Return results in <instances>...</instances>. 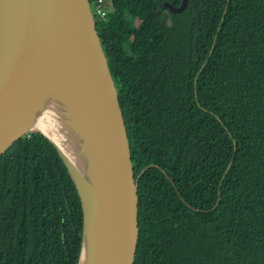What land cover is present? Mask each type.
Wrapping results in <instances>:
<instances>
[{"label": "trees", "instance_id": "obj_1", "mask_svg": "<svg viewBox=\"0 0 264 264\" xmlns=\"http://www.w3.org/2000/svg\"><path fill=\"white\" fill-rule=\"evenodd\" d=\"M110 1L97 30L139 176L134 264H264V0ZM82 233L56 148L22 136L0 158V264H78Z\"/></svg>", "mask_w": 264, "mask_h": 264}, {"label": "water", "instance_id": "obj_2", "mask_svg": "<svg viewBox=\"0 0 264 264\" xmlns=\"http://www.w3.org/2000/svg\"><path fill=\"white\" fill-rule=\"evenodd\" d=\"M165 5L180 13L188 0ZM33 131L78 191V264H134L139 176L90 0H0V158Z\"/></svg>", "mask_w": 264, "mask_h": 264}, {"label": "rangeland", "instance_id": "obj_3", "mask_svg": "<svg viewBox=\"0 0 264 264\" xmlns=\"http://www.w3.org/2000/svg\"><path fill=\"white\" fill-rule=\"evenodd\" d=\"M106 2H107V4H108V2L110 3V5H111V1L110 0H106ZM144 7L145 8H155L156 7V5L155 4H153V2L151 1V0H145L144 1ZM110 8V7H109ZM144 11H145V9L144 8H142V9H139L138 11H136V15L137 16H139V17H142L143 16V14H144ZM134 47H133V49L134 50H141V49H143V47L145 46V37H144V35H142V33H139V34H137L136 36H134Z\"/></svg>", "mask_w": 264, "mask_h": 264}, {"label": "built area", "instance_id": "obj_4", "mask_svg": "<svg viewBox=\"0 0 264 264\" xmlns=\"http://www.w3.org/2000/svg\"><path fill=\"white\" fill-rule=\"evenodd\" d=\"M105 9V0H94V2L92 3V10L96 17V20L106 17L107 12Z\"/></svg>", "mask_w": 264, "mask_h": 264}]
</instances>
